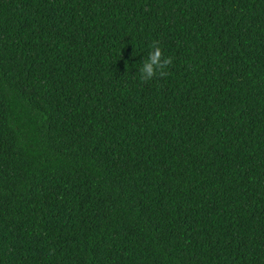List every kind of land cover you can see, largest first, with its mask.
I'll use <instances>...</instances> for the list:
<instances>
[{"label":"trees","instance_id":"16d2710c","mask_svg":"<svg viewBox=\"0 0 264 264\" xmlns=\"http://www.w3.org/2000/svg\"><path fill=\"white\" fill-rule=\"evenodd\" d=\"M0 264H264V0H0Z\"/></svg>","mask_w":264,"mask_h":264},{"label":"clouds","instance_id":"9594fccd","mask_svg":"<svg viewBox=\"0 0 264 264\" xmlns=\"http://www.w3.org/2000/svg\"><path fill=\"white\" fill-rule=\"evenodd\" d=\"M152 48L153 51L149 54V60L143 64V72L140 75V79L145 82L151 80L156 75V68L162 69V71H160V76L163 77L167 75L164 69H166L168 65L173 62L171 57H162V50L159 47V43L157 41L153 42ZM162 60L163 62H161ZM144 73H146V75Z\"/></svg>","mask_w":264,"mask_h":264}]
</instances>
